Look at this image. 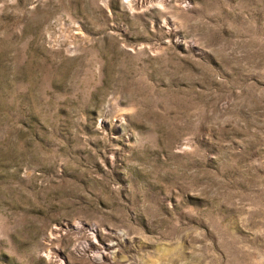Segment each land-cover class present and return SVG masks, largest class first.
<instances>
[{"label":"rangeland","instance_id":"1","mask_svg":"<svg viewBox=\"0 0 264 264\" xmlns=\"http://www.w3.org/2000/svg\"><path fill=\"white\" fill-rule=\"evenodd\" d=\"M0 264H264V0H0Z\"/></svg>","mask_w":264,"mask_h":264},{"label":"built area","instance_id":"2","mask_svg":"<svg viewBox=\"0 0 264 264\" xmlns=\"http://www.w3.org/2000/svg\"><path fill=\"white\" fill-rule=\"evenodd\" d=\"M126 1H129L132 4L138 5V6H142V5L149 6L155 0H126ZM157 1H163V0H157ZM181 1H182L183 5H187L189 2V0H181Z\"/></svg>","mask_w":264,"mask_h":264}]
</instances>
